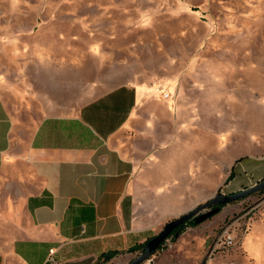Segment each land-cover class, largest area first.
Segmentation results:
<instances>
[{"label":"crops","instance_id":"crops-1","mask_svg":"<svg viewBox=\"0 0 264 264\" xmlns=\"http://www.w3.org/2000/svg\"><path fill=\"white\" fill-rule=\"evenodd\" d=\"M36 39L18 40L0 22V264L121 260L172 211L174 195L181 205L188 197V105L157 82L94 94L91 80L60 71L70 64L55 54L61 47ZM252 170L242 165L235 179ZM211 233L186 238L190 262L264 264L261 225L203 258Z\"/></svg>","mask_w":264,"mask_h":264},{"label":"rangeland","instance_id":"rangeland-1","mask_svg":"<svg viewBox=\"0 0 264 264\" xmlns=\"http://www.w3.org/2000/svg\"><path fill=\"white\" fill-rule=\"evenodd\" d=\"M0 22L18 40L38 37L61 47L55 54L70 64L60 71L77 82L91 80L94 94L132 81L157 82L163 85L157 90L167 88L188 105L181 121L190 146L188 197L183 191L181 205L174 195L172 211L144 245L107 264H130L169 222L220 194L264 182V0H0ZM172 111L177 134L180 113ZM242 165L252 173L235 179ZM220 209L174 231L142 264H203L190 262L186 238L205 232H212L213 246L231 228L239 246L255 225L264 227V189ZM210 246L203 258L225 251L212 255Z\"/></svg>","mask_w":264,"mask_h":264},{"label":"water","instance_id":"water-1","mask_svg":"<svg viewBox=\"0 0 264 264\" xmlns=\"http://www.w3.org/2000/svg\"><path fill=\"white\" fill-rule=\"evenodd\" d=\"M263 189H264V182L251 189L230 196H225L220 194L215 200L200 206L195 211H192L188 214H185L169 222L165 226L164 230L158 236L149 240L148 250L130 264H142L145 263L146 261H149L150 257L163 245L164 242H166L169 239V237L174 233V231L177 230L179 227L186 225L189 221L195 220V224L199 225L209 220L211 217L217 215L221 211L220 206L234 203L240 199H244L245 197H248ZM217 205L219 207L216 208L215 206Z\"/></svg>","mask_w":264,"mask_h":264},{"label":"built area","instance_id":"built-area-1","mask_svg":"<svg viewBox=\"0 0 264 264\" xmlns=\"http://www.w3.org/2000/svg\"><path fill=\"white\" fill-rule=\"evenodd\" d=\"M166 97H168V95H166ZM230 229L231 228H227L223 232V234L219 235L216 238L210 252L212 255H215V253H217L221 248L228 250L235 246L234 245L235 240L232 237V234L230 233ZM44 264H61V263L54 258L53 254H51Z\"/></svg>","mask_w":264,"mask_h":264},{"label":"trees","instance_id":"trees-1","mask_svg":"<svg viewBox=\"0 0 264 264\" xmlns=\"http://www.w3.org/2000/svg\"><path fill=\"white\" fill-rule=\"evenodd\" d=\"M183 227H184V226H181V227H179V228H178L177 230H175V231H176V232H177V231H180V230L183 229ZM142 245H144V244H142ZM142 245L140 244V245L135 246L133 249L130 250V252L133 253V252L137 251L139 248L142 247ZM116 255H117V253H109V254L105 255V256L103 257V259L99 261L98 264H104V263L107 264V263L110 262V261H111Z\"/></svg>","mask_w":264,"mask_h":264}]
</instances>
